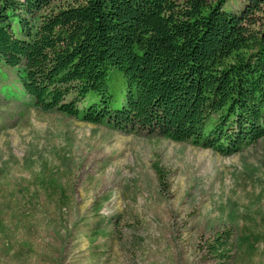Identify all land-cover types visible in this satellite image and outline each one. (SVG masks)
Segmentation results:
<instances>
[{"label": "rangeland", "instance_id": "1", "mask_svg": "<svg viewBox=\"0 0 264 264\" xmlns=\"http://www.w3.org/2000/svg\"><path fill=\"white\" fill-rule=\"evenodd\" d=\"M226 227L231 264H264V138L226 156L43 112L0 68V264H212Z\"/></svg>", "mask_w": 264, "mask_h": 264}, {"label": "trees", "instance_id": "2", "mask_svg": "<svg viewBox=\"0 0 264 264\" xmlns=\"http://www.w3.org/2000/svg\"><path fill=\"white\" fill-rule=\"evenodd\" d=\"M226 1L0 0V68L43 112L229 156L264 138V0Z\"/></svg>", "mask_w": 264, "mask_h": 264}]
</instances>
